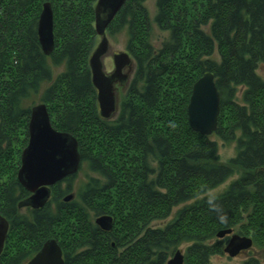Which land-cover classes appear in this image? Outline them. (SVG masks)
<instances>
[{"label":"trees","instance_id":"1","mask_svg":"<svg viewBox=\"0 0 264 264\" xmlns=\"http://www.w3.org/2000/svg\"><path fill=\"white\" fill-rule=\"evenodd\" d=\"M44 1L53 12L49 56L36 33ZM96 1L0 0V214L9 222L0 264H25L50 238L64 264H165L181 245L183 264H212L226 241L216 234L229 228L264 248V0H155L152 19L148 0H126L106 32L126 33L134 70L109 119L99 115L89 68ZM152 23L164 33L159 45ZM207 71L219 93L213 134L235 144L226 162L217 140L188 124L192 85ZM35 99L55 129L76 138L92 173L71 201L62 198L77 174L51 187L38 210L20 207L29 193L14 148ZM101 214L112 216L111 230L94 223ZM241 264L264 263L249 256Z\"/></svg>","mask_w":264,"mask_h":264},{"label":"water","instance_id":"2","mask_svg":"<svg viewBox=\"0 0 264 264\" xmlns=\"http://www.w3.org/2000/svg\"><path fill=\"white\" fill-rule=\"evenodd\" d=\"M126 0H97L94 7L96 35L100 36L89 58L91 81L96 89L99 115L109 119L117 110L118 86L124 87L129 81L133 61L125 51L113 53V70L105 72L102 57L108 51L106 28L121 9ZM36 33L42 53L49 56L54 47L53 12L51 4L44 1L38 16ZM189 126L205 136L217 129L220 113L219 93L214 75L207 71L192 85L187 104ZM28 141L20 155L17 180L29 193L27 200L20 205L33 210L41 209L51 196V187L68 176L77 174L81 166L78 142L69 133L55 129L44 103L30 108L27 125ZM73 193L62 200L71 201ZM94 223L103 231L111 230L113 218L108 214L96 216ZM9 222L0 214V254L8 235ZM231 228L219 231L217 238L228 236L223 251L230 257L252 247L253 241L246 235L232 233ZM184 253L176 249L165 264H183ZM25 264H64L62 250L54 238L47 239L40 249Z\"/></svg>","mask_w":264,"mask_h":264},{"label":"rangeland","instance_id":"3","mask_svg":"<svg viewBox=\"0 0 264 264\" xmlns=\"http://www.w3.org/2000/svg\"><path fill=\"white\" fill-rule=\"evenodd\" d=\"M193 1H197V0H189L188 1V4H189L190 7H191V3ZM145 5H146V7L148 9L150 18L152 19L153 15H154V12H155V0H148L145 3ZM152 26H153V32H154V35H155V41H156L155 43H156V45H159V41L164 36V33L160 32L158 30L157 26L154 23H152ZM106 36H107V39H108L109 48H108V51L106 52V54L102 57V64H103L105 72H111L113 70L112 55H113V53L120 52V51H125L126 52V48L125 47H126L127 36H126V33L124 31L123 32H117V33H115L113 35H110L109 33L106 32ZM158 39H160V40H158ZM99 40H100V36L96 35L95 46L98 44ZM129 56H130V54H129ZM133 68H134V65L132 67V71H131V74L129 76V81L126 84V86L119 87L118 90H117V106H118L120 100L122 101L123 98H124V95L126 93L127 87L129 85V82H130L132 74H133V70H134ZM60 70H61V68H59V69L55 68V72L60 71ZM258 74L261 77L264 78V62L260 64V66L258 68ZM38 103H40V101H38V99H35L33 102L27 101L26 105L32 107V106H34V105H36ZM97 106H98V104H97ZM211 137H212V139L217 140V142H218V153H219L220 160L222 162H226L229 158H231V157H233L235 155V144L234 143H230V144L223 143L222 141L217 139V137L214 134H211ZM21 138H22L21 141H19L18 143L14 144L15 152L20 151L19 159H20V155H21L22 149L27 145L28 134H27L26 137H25V135H23ZM24 138L26 139V142H25ZM23 141L25 143L21 144ZM80 167H81L80 170L78 171L76 177L72 181V187H71V190H70V192L74 194V198L76 196V192H77L79 184L82 181L86 180L88 175H92V173H89V171L86 169V164L84 162H82ZM237 176L238 175L230 177L224 183L218 185L216 188L211 190L209 193H212V194L221 193L228 186V184L233 179H235ZM60 185L62 187H64L66 185V182L63 180L62 182H60ZM179 207H181V205L177 206V207H174L172 212H171V214H170V216L167 219L162 220V221H154L152 223V226L158 227V226H162L165 223H167L172 218V216H173L174 212L176 211V209L179 208ZM22 211L26 213L25 209L22 210ZM95 218H94V220H95ZM232 233L238 234L236 229H234ZM240 234L242 235V232H240ZM246 236H248V237H250L252 239L250 233H248ZM225 237H226V241H227L228 236H225ZM225 237H223V238H225ZM223 238H221V239H223ZM218 239H220V238H218ZM226 241L223 244L224 246L226 244ZM184 248H185V245L179 246V249L182 252L184 251ZM249 256H255V257H257L258 259H260L264 263V248H259V247H257V246L252 244L251 248H248V249H246L244 251H241L238 255H236L234 257L228 256L223 251V254H221V255L212 256L211 262H212V264H241V262L244 261Z\"/></svg>","mask_w":264,"mask_h":264},{"label":"flooded vegetation","instance_id":"4","mask_svg":"<svg viewBox=\"0 0 264 264\" xmlns=\"http://www.w3.org/2000/svg\"><path fill=\"white\" fill-rule=\"evenodd\" d=\"M120 86H118V88H119ZM20 165V164H19Z\"/></svg>","mask_w":264,"mask_h":264}]
</instances>
